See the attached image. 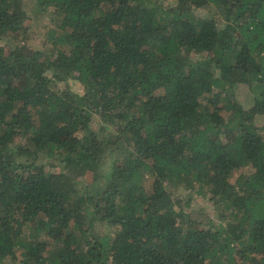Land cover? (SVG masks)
<instances>
[{"label": "trees", "instance_id": "trees-1", "mask_svg": "<svg viewBox=\"0 0 264 264\" xmlns=\"http://www.w3.org/2000/svg\"><path fill=\"white\" fill-rule=\"evenodd\" d=\"M25 4L0 0V264H264V0Z\"/></svg>", "mask_w": 264, "mask_h": 264}, {"label": "rangeland", "instance_id": "rangeland-1", "mask_svg": "<svg viewBox=\"0 0 264 264\" xmlns=\"http://www.w3.org/2000/svg\"><path fill=\"white\" fill-rule=\"evenodd\" d=\"M25 2H26V4H25L26 9L29 11V13L31 15L35 16V14L33 13V11L36 12L33 8V0H25ZM37 16L38 17H37L36 21H33L34 22L33 29L42 31L43 27L45 26V24L47 22L48 17H46L42 14H37ZM28 22H29V20L26 21V23H28ZM42 44H44V41L41 42L40 39H38L37 37H34L33 39L29 40V42L26 44V48H23V52L29 53L31 48H35L37 46L41 47ZM73 88L75 90L82 91V88L80 85H73ZM237 95H238L237 97L239 99L245 100V101L250 100V97H251L250 93H248L247 89L242 85L239 87ZM152 186H156V182H152Z\"/></svg>", "mask_w": 264, "mask_h": 264}]
</instances>
